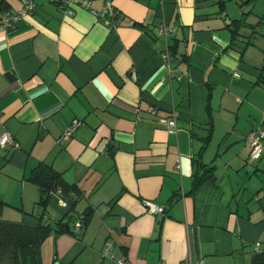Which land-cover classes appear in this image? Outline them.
Instances as JSON below:
<instances>
[{
  "label": "crops",
  "instance_id": "0c3cea01",
  "mask_svg": "<svg viewBox=\"0 0 264 264\" xmlns=\"http://www.w3.org/2000/svg\"><path fill=\"white\" fill-rule=\"evenodd\" d=\"M22 1L0 0V17ZM33 1L18 24H0L2 128L18 142L0 148L1 219L64 216L28 179L43 164L80 189L77 210L94 212L80 236L50 233L42 264H119L102 256L106 244L128 264L264 259V151L251 161L246 139L264 126V0H109V24ZM243 12L261 26L252 44L248 28L231 31ZM173 116L170 133L161 119ZM145 201L164 207L158 236Z\"/></svg>",
  "mask_w": 264,
  "mask_h": 264
},
{
  "label": "trees",
  "instance_id": "16d2710c",
  "mask_svg": "<svg viewBox=\"0 0 264 264\" xmlns=\"http://www.w3.org/2000/svg\"><path fill=\"white\" fill-rule=\"evenodd\" d=\"M251 1L246 0L245 3ZM242 16L241 19L232 22L234 27L231 31L235 37L243 36L238 29L241 27L248 28L251 33L246 37L250 38L248 43L252 44L251 38H255L254 34H257V27L260 25L245 23L246 12H243ZM203 177L204 174L196 176V186L202 181ZM28 179L40 188L41 199L39 204L43 208L49 195L53 194L65 202L67 210L54 226L42 220L36 225H30L2 220L1 214L5 204L0 201V264H6V262L7 264H42L40 246L50 233L80 236L93 216L94 210L89 206L82 211L77 210V203L82 196L80 189L76 185L66 182L50 166L43 164L37 166ZM76 223L79 224L78 227ZM255 263L264 264V259L257 256L255 257Z\"/></svg>",
  "mask_w": 264,
  "mask_h": 264
},
{
  "label": "built area",
  "instance_id": "2783aa9c",
  "mask_svg": "<svg viewBox=\"0 0 264 264\" xmlns=\"http://www.w3.org/2000/svg\"><path fill=\"white\" fill-rule=\"evenodd\" d=\"M55 5L62 9L65 14L72 15L74 13V7H82L84 9L91 10L97 16L104 18V22L109 24L107 19L108 16H111L114 11V7L111 1L106 0L104 2V7L100 11H94L91 9L92 0H51ZM37 5L33 0H23L22 7L17 10L15 13L10 15H4L0 17V24L5 26L6 28H10L13 25L18 24L21 20L27 17L29 14L33 13L36 9ZM159 35L166 37L169 33L168 28L164 24L159 25ZM165 60L169 61L170 56L168 53L163 54ZM237 75V74H236ZM132 76L135 77V73L132 72ZM161 123L164 125L166 130L170 133L174 132L176 126L175 117L161 119ZM79 124V122H75L72 126H69L67 130H65L64 134L67 136H71L75 127ZM3 116L0 113V148H11L16 149L18 147V142L15 137L6 129H3ZM246 139L249 143L250 152L249 159L251 161L257 160L260 158L262 151H264V126H261L255 130L250 131ZM63 206H66L65 202L60 201ZM145 207L149 212L155 215L163 214L164 207L159 205H154L148 201H145ZM78 227L79 224L76 223ZM109 244H106L102 248V256L104 258L115 260L119 264H128L125 261V258H115L110 252ZM254 250L256 253H259L260 250V242H255ZM186 264H207L202 260H194L190 255L185 259ZM164 264V263H162Z\"/></svg>",
  "mask_w": 264,
  "mask_h": 264
},
{
  "label": "water",
  "instance_id": "95a60500",
  "mask_svg": "<svg viewBox=\"0 0 264 264\" xmlns=\"http://www.w3.org/2000/svg\"><path fill=\"white\" fill-rule=\"evenodd\" d=\"M162 221H163V216H162V214L157 215V220H156L157 226H156V228H155L156 236L159 235Z\"/></svg>",
  "mask_w": 264,
  "mask_h": 264
},
{
  "label": "rangeland",
  "instance_id": "374dc122",
  "mask_svg": "<svg viewBox=\"0 0 264 264\" xmlns=\"http://www.w3.org/2000/svg\"><path fill=\"white\" fill-rule=\"evenodd\" d=\"M6 264H7V262H6Z\"/></svg>",
  "mask_w": 264,
  "mask_h": 264
}]
</instances>
